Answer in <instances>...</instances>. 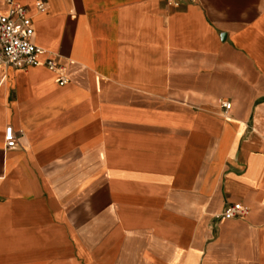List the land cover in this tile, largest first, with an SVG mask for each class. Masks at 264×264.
I'll list each match as a JSON object with an SVG mask.
<instances>
[{"label": "crops", "instance_id": "0c3cea01", "mask_svg": "<svg viewBox=\"0 0 264 264\" xmlns=\"http://www.w3.org/2000/svg\"><path fill=\"white\" fill-rule=\"evenodd\" d=\"M17 1L70 83L0 70V264H264V0Z\"/></svg>", "mask_w": 264, "mask_h": 264}, {"label": "built area", "instance_id": "2783aa9c", "mask_svg": "<svg viewBox=\"0 0 264 264\" xmlns=\"http://www.w3.org/2000/svg\"><path fill=\"white\" fill-rule=\"evenodd\" d=\"M166 1L174 8L179 7L178 0ZM5 3L8 7L7 12H0V70L13 68L25 71L31 67H37L43 61L42 65L56 75L55 83L60 87L67 86L70 80L65 74V69L56 61L45 58L44 51L33 43L35 31L28 9L17 0H5ZM38 10L43 11L44 6L40 5ZM231 107V103H222L225 113L221 116L226 118ZM4 141L6 149L11 150L16 147L17 135L12 127L6 128ZM249 213V208L231 205L225 209L219 220L243 219Z\"/></svg>", "mask_w": 264, "mask_h": 264}]
</instances>
